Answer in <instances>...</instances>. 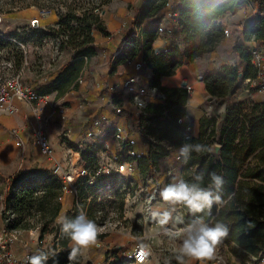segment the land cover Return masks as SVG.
Returning a JSON list of instances; mask_svg holds the SVG:
<instances>
[{
	"label": "trees",
	"instance_id": "16d2710c",
	"mask_svg": "<svg viewBox=\"0 0 264 264\" xmlns=\"http://www.w3.org/2000/svg\"><path fill=\"white\" fill-rule=\"evenodd\" d=\"M114 1L116 0H30L31 5L48 10L57 17L55 27L29 30L37 44L41 46L46 38H52L58 43L60 52L69 51L72 54V62L51 74L47 79L48 83L38 90L39 95L56 92L57 97H62L70 88L71 91L78 89V79L85 60L91 59L97 53V35L109 36L101 13ZM168 2L169 0H141L134 21V26L141 28V34H131L136 38L131 40L136 45L134 56L141 55L153 75L155 85L163 77L174 75L183 64H193L205 55L214 53L226 39V26L221 21L222 18L235 15L249 3H256L259 11L264 12V0H182L177 9V30L169 32L165 29L168 38L166 50L164 53L155 54L153 44L159 37L163 11L168 7ZM146 20L152 21L142 28ZM255 20L252 17L242 35L246 43L255 42L264 47V17L257 22ZM178 35L184 37L183 50L175 40ZM12 48V44L0 38V54L9 51L16 69L19 70L25 63V52L15 47L11 50ZM232 53L239 57L238 63L224 64L203 77L208 94L218 101L225 102L239 94L246 80L257 77L250 47L236 44ZM187 96L186 91L168 94L167 109L175 102L180 107L168 113L164 120H160L164 117V109L148 106L145 110L146 116L142 120H158L153 124L157 126L154 132L159 143L170 141L176 147L185 143L204 144L203 132L211 123L208 118L201 119V133L198 138H187V124L179 123L186 115L182 107L186 105ZM245 104L240 103L227 110L226 124L220 136L222 150L219 159L211 156L210 151L193 152L183 169L185 181L199 183L201 187L208 188L214 195L221 197V202H214L210 209L205 208L198 213H192L183 205L182 207L187 225L197 218H202L210 226L217 222L225 224L229 232L222 240L223 244L242 264H251L254 259L264 257V101L251 103L249 113H244ZM149 114L154 117H147ZM157 150L139 158L131 157L129 162H136L138 171L147 177L158 170L160 160L171 154V151L160 144ZM98 151L99 148L95 145H89L81 151L88 169L98 168ZM197 164L198 169L191 171ZM213 172L224 180L219 189L212 184ZM201 174L203 179L198 181L196 177ZM89 180L88 176L77 183L79 203H82L88 218L94 221L98 191L104 185L105 176L96 177L93 184H89ZM171 180L172 177L167 179L168 182ZM62 187L61 180L51 172L23 171L9 180L4 196L0 221L9 229L29 232L39 228L42 239L47 234L55 236V252L46 254L44 251H36L33 254H46V264L71 263L69 254L73 244L61 232L56 219L63 215L75 218L80 211L75 206L73 211L64 214L67 201ZM173 257L175 259L170 264H180L176 256ZM128 263L134 261L130 259ZM110 264L116 263L111 261Z\"/></svg>",
	"mask_w": 264,
	"mask_h": 264
},
{
	"label": "rangeland",
	"instance_id": "374dc122",
	"mask_svg": "<svg viewBox=\"0 0 264 264\" xmlns=\"http://www.w3.org/2000/svg\"><path fill=\"white\" fill-rule=\"evenodd\" d=\"M128 9H131V5L128 6ZM134 10L136 12L135 8ZM102 13L101 15H104ZM136 16L134 19H136ZM130 17L133 18V15H129L127 21ZM234 21L237 23L241 21V24H244L241 18ZM56 22L57 17L52 12L31 5L30 0H0V38L12 44L13 48L11 50L17 48L25 52V63L19 70L16 69L14 59L9 51L0 54V116L9 118L8 121L12 127L15 124V116L20 113L21 106L19 102L33 103L28 100H18L15 97V90L10 86L12 82L19 80L20 85L24 89L38 93V90L46 84V82H43V78L46 75L49 76L50 73H55L56 69L70 57L71 53L69 51L60 52L58 43L52 38H46L41 46L38 45L32 32L29 31L30 29L37 30L42 27H55ZM160 27L164 28L166 24L161 22ZM175 27H177V24L175 26L172 19L171 31ZM239 33L241 31L238 28L229 29V37H232L233 34L236 40ZM128 37L132 41L136 39L131 34ZM167 39V37H163L160 40L163 43H167ZM242 88H244V84ZM259 99L262 100V98ZM11 104L20 108L19 113L11 114L9 112ZM114 104L118 106L116 101H114ZM224 104V101L217 100L214 104V111L216 113L221 111V115L217 119H209L211 123L203 132L205 135L203 145L210 149L211 156H214L212 155V149L215 145L219 144L222 146L220 136L228 115L227 110L223 111L225 108ZM71 105V102L64 101L62 102V107H59L60 109L56 108L57 112L61 110L62 117H64L62 122L65 124L64 128L61 125L60 139L65 146L71 149V152L67 155L66 163L69 168L77 167L80 170L77 183L88 176L90 177L89 184H93L96 181V177L100 175H104L105 180L102 189L98 191L96 218L94 220L98 227L97 241L102 244V248L96 249L95 244L90 245L81 254L71 259L70 264H110L111 261H115L116 264H129V256L134 253L138 245L144 244L150 245L151 250V256L147 264H170L175 259L173 257L175 254L171 251V248L179 245L182 239L180 230L185 228L182 223L177 222V214L181 213L184 218V212L182 205L164 201L159 193L167 184L174 182L173 177H176V180L183 178V169L188 162L184 163V158L179 155L181 146L176 147L170 141L159 143L158 136L154 132L157 126L153 127L151 125L149 127L143 120L142 126L146 129L147 138L145 139L149 149L156 152L160 144L164 149L171 151V154L167 158L160 160L158 170L153 171L147 177H144L138 171L136 162H133V173H120L119 167L128 163L131 157H135L129 154L127 139L125 141L123 136L118 138L116 129L113 132L106 131L107 127L104 126L101 115L97 117L92 114L91 109L93 107L89 105L86 99L82 98L76 105ZM250 105L251 103L244 105V113L250 112ZM68 108H74V111L71 113ZM113 112L117 116L120 115L116 111ZM37 119L42 118L38 117ZM42 121L45 120L43 119ZM97 122L100 124L96 125ZM187 126L191 129L193 127L192 123H187ZM188 128L186 130L187 138L193 134L192 130L190 131ZM105 131L106 133H103ZM12 133L14 145L23 154L25 145L21 148L15 142V134L19 133L18 130L12 129ZM111 135L115 136L111 138ZM129 144L133 146L131 143ZM89 145H95L99 148L98 168L96 170L95 168L88 169L86 162L81 156V151L85 150ZM35 147L38 149L37 146ZM40 154L44 156L41 152ZM192 155L193 152L190 153L188 161ZM24 168L51 172L41 167L40 163H32V165H26ZM195 169H198V164L190 170ZM93 170L95 171L93 172ZM170 177H172V180L168 182L167 179ZM6 184L5 177L0 174V212L2 206L4 207L3 198ZM149 194L154 195L156 199H153L152 202L153 211L148 214ZM80 206L83 209L82 203H80ZM74 207V198H68L63 210L64 214L73 211ZM164 212L170 213V219L167 223L162 224L161 219ZM153 213L161 215L154 216ZM175 229L178 234L173 240L172 233ZM40 232L39 228L23 232L22 236L24 234L28 236L27 241H23L21 237L23 244L18 243L13 246L14 254L20 259H25L36 251H44L46 254L55 252V236L47 234L42 239ZM27 245L29 246L28 249L24 250V246L27 247ZM17 248L20 249V252L23 250L27 251V253L25 255L19 254V252L15 251ZM106 257H108L107 260ZM184 259L185 264H242L240 260L229 252L228 247L223 242L217 246L215 256L211 260L192 257H185Z\"/></svg>",
	"mask_w": 264,
	"mask_h": 264
},
{
	"label": "crops",
	"instance_id": "0c3cea01",
	"mask_svg": "<svg viewBox=\"0 0 264 264\" xmlns=\"http://www.w3.org/2000/svg\"><path fill=\"white\" fill-rule=\"evenodd\" d=\"M181 1L169 0L168 7L163 11L161 22L169 13L177 14ZM129 5H131L130 10L128 9ZM140 5L141 0H116L105 7L103 10L104 15L101 16L109 36L97 35V53L91 59L85 60V66L78 79L79 86L77 90L71 91L72 88H70V91L62 97H57L58 94L56 92L44 95L50 101L47 107L43 105L39 106L36 103L19 102L21 109L19 108L20 113L15 116L13 127L8 121L9 118L0 116V174L7 181L5 194L8 182L14 175L31 170L30 168H24L26 165L40 163L44 169L49 171L52 169L50 160L42 156L33 144V132L38 117L48 120L50 140L55 157L59 162L68 167L66 161L71 149L65 146L60 139L61 125L62 128L65 126L62 122L64 117H62L61 110L57 113L54 111V107L59 109V107H62V102L64 101L71 102V106H74L82 98L86 99L89 105L93 107L91 109L92 114H95L97 117L101 115L104 126L108 128H106V131L113 132L115 129L123 131L121 136L125 138V141L127 139L129 154L135 153L138 158L149 152H153L148 147L145 139L147 138L146 129L142 126V117L146 116L144 112L146 108L153 106L164 109V117L160 119L164 120L168 113L172 112L176 107H180L175 102L170 109H167L168 94L180 91L187 92L186 105L181 106L186 115L179 120V123H192V129H188L192 130L194 138H198L200 135V121L202 118L217 119L221 115V111L218 113L214 111V104L217 102V99L213 97V100L210 101L212 96L206 90L203 77L208 72L224 64L235 65L239 57L232 53V48L236 44H245L250 48L260 46L255 42L246 43L242 31L245 29L246 24L252 20V17L257 22L264 17V12L259 11L256 3H249L242 7L235 15H227L222 18L221 21L226 26V30L229 31L230 28L235 27L241 31L237 37L238 39L236 40L232 34V37H227L214 53L205 55L193 64H183L174 75L163 77L155 85L151 71L146 65L142 66L143 60L141 55L134 56L136 45L128 37L129 34L136 36L141 34V28L138 29L133 24L134 17L136 16L134 8L137 9ZM129 15H133V18L130 17L127 21ZM238 18H241L244 24H241V21H239L240 23L234 21ZM151 21L146 20L142 28ZM171 23L172 20H170V25ZM168 24L166 23V25ZM176 30L177 27L174 28L173 32ZM175 40L181 50H183L184 37L178 35ZM155 46L164 47V43L160 39H157ZM70 62H72V54H70L69 59L65 63L56 69L55 73ZM53 73H50V75ZM49 76L46 75L43 78V82H46V84L48 83L47 79ZM187 85L191 87L190 92L185 89ZM259 98H262V100ZM114 101L118 103V106L114 104ZM255 101H264V97L248 94L243 88L239 94L225 101L223 111L233 108L240 103H253ZM70 111L72 113L74 108L69 109ZM113 111H116L120 115L117 116ZM148 116L154 117L151 114ZM156 121L158 120H145V124L151 127L154 122L157 123ZM155 126L156 124H153V127ZM12 129L18 130V135L25 143L23 154L17 150L12 141ZM106 131L103 133H106ZM69 136L71 137L70 134ZM114 136L111 135L110 137L113 138ZM117 137L120 138V136ZM131 142H134L133 146L129 144ZM3 208L2 206L0 220ZM2 223L0 221V224ZM27 237V234H24L22 236L23 241H27ZM28 247V245L27 247L24 246V250L28 249ZM19 250L18 248L15 249L19 254L25 255L27 253V251L22 250L20 252Z\"/></svg>",
	"mask_w": 264,
	"mask_h": 264
},
{
	"label": "clouds",
	"instance_id": "9594fccd",
	"mask_svg": "<svg viewBox=\"0 0 264 264\" xmlns=\"http://www.w3.org/2000/svg\"><path fill=\"white\" fill-rule=\"evenodd\" d=\"M207 151H210V149L203 144L185 143L180 147L179 155L184 158L183 162L187 163L190 153H204ZM196 179L198 181L202 180V174L198 175ZM173 181L163 187L159 193L160 197L166 202L183 205L192 213L202 212L205 208L210 209L214 202H221L219 195H214L211 190L201 187L199 183H189L183 178L176 180V177H173ZM211 181L217 189L224 184L223 178L214 172L211 173ZM153 215L161 214L153 213ZM169 219L170 213L164 212L161 223H167ZM56 223L60 226L61 232L66 234L73 244L69 259L75 258L90 245L98 243V227L84 211H80L75 218H69L67 215L58 216ZM228 232V227L221 222L210 226L202 218H197L180 230L181 242L178 246H173L171 251L180 264H183L185 257L211 260L215 256L217 246L228 236ZM172 239H175L174 234H172ZM47 260L48 256L40 253L31 256L29 264H46Z\"/></svg>",
	"mask_w": 264,
	"mask_h": 264
},
{
	"label": "built area",
	"instance_id": "2783aa9c",
	"mask_svg": "<svg viewBox=\"0 0 264 264\" xmlns=\"http://www.w3.org/2000/svg\"><path fill=\"white\" fill-rule=\"evenodd\" d=\"M174 21L175 25L178 23L176 19H178V14L176 13H169L162 21V23L166 24V27L161 28L159 32L158 39H162L163 37H166V31L165 29H168L169 32L171 31L170 27V20ZM38 23V21H36ZM226 37H229V31L226 30ZM166 43H164V47H156L155 42L153 44V51L155 54H161L165 52ZM252 64L256 70L257 77L254 80H246L244 82V90L248 94H256L260 97H264V47H252ZM145 65V62L142 63V66ZM141 66V65H140ZM12 89L15 90V97L18 100H28L33 103H37L39 106H49L50 101L46 96H41L37 92H34L29 89H24L20 83L19 80H16L12 82L10 85ZM185 89H187L189 92L191 91L190 86H186ZM57 107H54V111ZM60 109V108H59ZM9 112L11 114H17L19 113V108L14 106L13 104L10 105ZM43 119H39L36 123V127L33 134V142L35 146L38 147L40 152L47 157L48 160L52 163V169L51 173L58 177L62 182V191L65 195L66 201L68 202V198L72 197L75 201V206L79 211H84L79 203V191L77 186V178L80 176V170L77 167L74 168H68L63 163L59 162L54 153V149L52 147L51 141H50V135H49V124L48 120L42 121ZM181 122V121H180ZM100 123L97 122L96 125H99ZM118 136L120 138L123 134V131L121 129H116ZM125 140V138H124ZM15 142L19 147H24L25 143L20 138L18 134H15ZM131 144H134V142H131ZM131 156L137 157L135 153H131ZM120 173H133L134 172V164L133 163H125L121 165L120 167ZM150 200L148 198V207L147 212L148 214L153 211L152 207V200L156 199L154 195L149 194ZM86 214L87 212L84 211ZM23 231L20 230H11L6 226L5 224H0V264H29V258L30 256H27L25 259H20L14 254L13 246L15 244H23L21 241ZM33 234V233H31ZM96 249H101L102 244L97 243L95 244ZM151 256V250L150 245L144 244V245H138L134 253L129 256V258L134 261V264H147ZM251 264H264V257H260L259 259H254V262Z\"/></svg>",
	"mask_w": 264,
	"mask_h": 264
},
{
	"label": "water",
	"instance_id": "95a60500",
	"mask_svg": "<svg viewBox=\"0 0 264 264\" xmlns=\"http://www.w3.org/2000/svg\"><path fill=\"white\" fill-rule=\"evenodd\" d=\"M183 86H185V85H183ZM213 100V97H211L210 98V101H212ZM221 150H222V146L221 145H215L214 147H213V149H212V154L217 158V159H219V157H220V154H221ZM179 214V216H180V218L182 219V225L184 226V227H186L187 226V224L185 223V221H184V218H183V215L181 214V213H178Z\"/></svg>",
	"mask_w": 264,
	"mask_h": 264
},
{
	"label": "bare ground",
	"instance_id": "6f19581e",
	"mask_svg": "<svg viewBox=\"0 0 264 264\" xmlns=\"http://www.w3.org/2000/svg\"><path fill=\"white\" fill-rule=\"evenodd\" d=\"M150 200V199H149ZM153 201V200H152ZM177 222L182 223V219L180 218L179 214H177ZM175 236L178 234L177 230H173V233Z\"/></svg>",
	"mask_w": 264,
	"mask_h": 264
}]
</instances>
